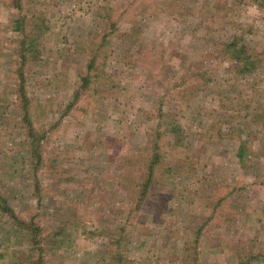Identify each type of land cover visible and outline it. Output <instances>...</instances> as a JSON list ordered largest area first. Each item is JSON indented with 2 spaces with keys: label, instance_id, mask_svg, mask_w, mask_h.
<instances>
[{
  "label": "rangeland",
  "instance_id": "obj_1",
  "mask_svg": "<svg viewBox=\"0 0 264 264\" xmlns=\"http://www.w3.org/2000/svg\"><path fill=\"white\" fill-rule=\"evenodd\" d=\"M22 4L0 0V264H264V0Z\"/></svg>",
  "mask_w": 264,
  "mask_h": 264
},
{
  "label": "trees",
  "instance_id": "obj_2",
  "mask_svg": "<svg viewBox=\"0 0 264 264\" xmlns=\"http://www.w3.org/2000/svg\"><path fill=\"white\" fill-rule=\"evenodd\" d=\"M13 1H14V6H15V7L20 8V9L23 8V6H22V5H23V4H22V0H13ZM17 25H18V26L16 27V29L22 31V26H23V24H22L20 21H18ZM24 54H26V53H24ZM236 54L238 55V58H239V56H240L241 54H243V53H242V51H237ZM23 90H24V86H22V91L19 92V94H20L21 96H23V98H25V101H26V97H27V96H26V94L24 93ZM31 132H32V131H31ZM30 136L32 137V136H35V135H34L33 133H31ZM36 142H37V144H40V138L37 139V137H36ZM35 148L37 149V150L35 151V155H36V157H38V160H39L40 157H41L40 149H39V147H38L37 145H35ZM160 160H161V156H160L159 154H156V155H155V161L153 162V165H152V167H151V172H150L149 179H148L147 183H144V184H143V185H144V186H143V192H142L143 195L146 194V193L148 192V189H149L150 184H151L152 179H153V171H154V167H155L156 164L160 163ZM8 205H9V204H8L7 199H5L4 197L0 196V208H1V210H3L5 213L11 215V217L14 218V219L16 220V222L19 224L21 221L18 219V217L15 215L14 211H13V210L10 208V206H8ZM33 233H34V232H33ZM36 243L38 244V241H37ZM197 258H198V257H195V259L192 260V262H193L194 264H198ZM36 260H37V261L34 260V261L32 262V264H42V262H43V257H37ZM196 261H197V262H196ZM252 261H253L252 259L249 260L250 263H251ZM240 264H244V263H240Z\"/></svg>",
  "mask_w": 264,
  "mask_h": 264
}]
</instances>
